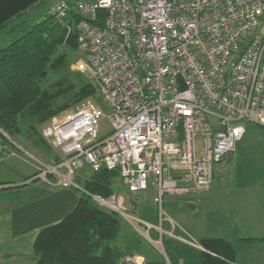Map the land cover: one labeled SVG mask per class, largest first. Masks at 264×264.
<instances>
[{
    "label": "built area",
    "instance_id": "1",
    "mask_svg": "<svg viewBox=\"0 0 264 264\" xmlns=\"http://www.w3.org/2000/svg\"><path fill=\"white\" fill-rule=\"evenodd\" d=\"M71 12L83 52L74 68L109 105L111 131L98 135L103 111L83 99L41 128L61 151L56 162L1 143L0 159L29 156L54 187H76L71 176L86 165L116 170L127 192L151 188L153 222L119 191L89 193L162 258L136 252L117 264H172L164 236L206 251L168 216L163 198L209 191L214 167L245 132L242 120L264 127V0H57L47 10Z\"/></svg>",
    "mask_w": 264,
    "mask_h": 264
},
{
    "label": "trees",
    "instance_id": "2",
    "mask_svg": "<svg viewBox=\"0 0 264 264\" xmlns=\"http://www.w3.org/2000/svg\"><path fill=\"white\" fill-rule=\"evenodd\" d=\"M44 1L38 0L0 26V31L6 33L20 32L0 47V143L10 148H15L16 144L9 137L23 134V125L27 123V130L50 150L36 126L83 99L100 98L90 79L66 73L69 68L65 61L66 50L79 48L75 13L58 18L46 11L28 25L31 11ZM61 47L63 50L59 51ZM49 72L60 75L43 85L42 80ZM57 159L55 156L53 162ZM36 175L37 172L24 178L27 182L20 185L1 186L0 193L5 194V198L24 202L56 188ZM115 176H118L116 170L105 167L90 170L83 184L74 176L81 187L75 189L77 202L60 221L38 231L32 244V264H117L126 253L140 252L142 241L139 237L129 227V233H125L127 229L122 227L120 218L99 206L89 194L106 196L114 192L112 178ZM49 178L55 181L54 175ZM168 241L173 242L171 249L179 244L175 240ZM197 241L206 250H200L203 264L235 262V250L225 237L208 236ZM190 250L188 255L192 258L195 250Z\"/></svg>",
    "mask_w": 264,
    "mask_h": 264
},
{
    "label": "crops",
    "instance_id": "3",
    "mask_svg": "<svg viewBox=\"0 0 264 264\" xmlns=\"http://www.w3.org/2000/svg\"><path fill=\"white\" fill-rule=\"evenodd\" d=\"M246 129L242 138L236 142L234 149L223 162H231L232 157L236 159L240 154L246 153L244 152L246 148L240 147L248 133ZM7 158L9 157L4 159ZM27 163L35 168L31 163ZM262 165L264 166L263 163ZM238 169L234 167L235 175L244 172ZM243 169L250 174L247 177L249 181L243 180L246 175H242L239 180H231L232 182L224 187L231 195H235L230 199L232 202L226 203L223 197L218 198L219 210L217 211H214L215 201L209 205L204 204L206 224H202L204 220L200 219L201 206L199 207V203L196 202L203 192L164 196L163 208L168 216L194 239L198 240L208 236H222L228 239L235 250L234 263L264 264V238L259 239L264 237V173L255 178L251 175L254 172H264V168L254 169L244 166ZM7 183L1 180L0 187L20 185L13 181ZM129 197L138 201L141 216L146 219L155 217V204L152 203V206L144 200L143 196L135 193H130ZM77 199L74 188L63 186H58L44 195L33 196L32 199L24 202L5 198V194L0 193V264H32V244L38 231L65 217L73 209ZM193 219L196 224L193 223ZM190 248L192 247L179 242L175 249H171L173 250L172 264H194L195 258L188 255ZM24 259H32V262H25Z\"/></svg>",
    "mask_w": 264,
    "mask_h": 264
},
{
    "label": "rangeland",
    "instance_id": "4",
    "mask_svg": "<svg viewBox=\"0 0 264 264\" xmlns=\"http://www.w3.org/2000/svg\"><path fill=\"white\" fill-rule=\"evenodd\" d=\"M56 1L57 0H45L39 7L32 10L30 13V17L28 18V25H30L32 22L40 18L42 14L47 11L48 7L54 4ZM19 34H20L19 31L8 32V33L0 31V47L5 46L8 42H10L11 39L17 37ZM62 50L63 49L61 47L59 51ZM82 58H83V52L79 48H68L66 50L65 61L68 64L69 68H67L66 73L72 77L82 76L84 79L88 80L89 78L87 76H85L82 72L74 68V65L77 62V60ZM58 74L57 75L54 73L51 74V72H49L48 76H46L42 80V84L43 85L49 84L54 79H56V77H58ZM96 91L98 93V90ZM99 97L100 98H96L95 103H97L98 106L103 111V115L98 120V135L102 137L108 135L111 131L112 126L109 118V114L111 113V111L109 105L102 99L100 95ZM53 116H51L45 122L37 125L36 128L39 129V131L41 132L42 126L51 122ZM242 123L244 124L245 128H247L246 130L248 131V133L243 139L240 147L241 148L245 147L246 150L244 152L246 153L240 154L236 159L235 157H232L231 162L225 161L223 162V164L219 163L214 167L211 190H209V192L206 191L207 193L203 192L202 195L199 196L196 201L197 203H199V207L201 206L200 209L202 214L200 216V219L204 220L202 224H206L207 222V217L205 215V212L203 211V208H205L204 204L209 205L215 201L216 206L214 207V211L219 210L218 208L219 204L217 205L218 198L223 197L222 199H225L227 203V202H232V200L230 199H232L233 196H235L234 194L231 195L229 192H227V188H224L225 185H227L229 182H232L231 180L234 181L239 180L240 176L242 175H246L245 177L246 179L244 178L243 180H247V181L250 180L249 178H247L250 174H247V171L243 169L244 166L254 169H257L258 167L264 168V166L262 165V163L264 164V127H262L257 123L249 122L246 120H242ZM27 125H28L27 123L23 125V132H22L23 134L9 137L13 141V143L16 144L17 147L24 149L25 151L28 152L30 156L38 160L40 159L47 164L53 163L54 157L56 155L57 156L62 155L59 148L53 147L50 144H48L50 146V150H49V148H46L43 144L39 143L37 137L34 134H32L31 131L27 130ZM195 143H196V149L199 150L200 139L198 137L195 138ZM6 157L9 158L4 159ZM17 157H20L22 160ZM3 159L4 160H0V181L2 180L4 182H8L7 184H9V182L11 181H13L15 184H23L24 182H27L24 181V178L29 177L31 174L39 171L36 168H32L30 165H28L27 160H29L30 157L29 156L26 157L24 154H22L19 151L17 155H7L4 156ZM235 166L243 170L244 172L239 175L237 174L235 175L233 171ZM89 171H90L89 167L84 165L82 168L78 169L73 176H71V180L73 181L74 176L76 175L80 178L79 180L83 184L84 178L88 175ZM263 173L264 172H258V173L254 172V174L251 173V175L254 176L255 178L258 176H262ZM75 184L77 186L74 188H77L79 186V188L77 189H81L78 183L75 182ZM112 185L115 191H119L125 194L126 197H129L130 192H127L126 186L122 183L121 179L118 176L112 178ZM135 194L143 196L144 200H147L149 204L152 205L153 193L151 191V188H147L145 191H142L141 193L137 192ZM238 197H240L239 194ZM155 211L156 209L154 210V212ZM147 219L148 220L155 219L154 221H156V215L152 219L150 218ZM120 221L122 227L127 229L128 228L127 224L121 218ZM193 223L196 224V221L194 219H193ZM124 232L129 233L128 229L125 230ZM168 240H174V239L168 236H164V246L168 257L171 260V257L173 255V250H171L173 242H169ZM194 250L195 252L192 255V258L197 257L194 261V264H203L201 261L200 250L196 248H194ZM131 253H136V251L128 252L126 254H131ZM138 254L144 255L146 258L150 260L159 261L162 259L161 256L151 246L147 245L144 242H142L140 252H138ZM182 260H180V262H182ZM24 261L25 262L29 261L31 263L32 259H28V260L24 259Z\"/></svg>",
    "mask_w": 264,
    "mask_h": 264
},
{
    "label": "water",
    "instance_id": "5",
    "mask_svg": "<svg viewBox=\"0 0 264 264\" xmlns=\"http://www.w3.org/2000/svg\"><path fill=\"white\" fill-rule=\"evenodd\" d=\"M38 0H0V26Z\"/></svg>",
    "mask_w": 264,
    "mask_h": 264
},
{
    "label": "clouds",
    "instance_id": "6",
    "mask_svg": "<svg viewBox=\"0 0 264 264\" xmlns=\"http://www.w3.org/2000/svg\"><path fill=\"white\" fill-rule=\"evenodd\" d=\"M56 187H58V186H56Z\"/></svg>",
    "mask_w": 264,
    "mask_h": 264
}]
</instances>
